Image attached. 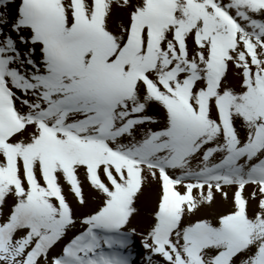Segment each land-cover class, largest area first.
Returning <instances> with one entry per match:
<instances>
[{
    "label": "snow or ice",
    "instance_id": "snow-or-ice-1",
    "mask_svg": "<svg viewBox=\"0 0 264 264\" xmlns=\"http://www.w3.org/2000/svg\"><path fill=\"white\" fill-rule=\"evenodd\" d=\"M137 256L264 264V0H0V264Z\"/></svg>",
    "mask_w": 264,
    "mask_h": 264
},
{
    "label": "rangeland",
    "instance_id": "rangeland-1",
    "mask_svg": "<svg viewBox=\"0 0 264 264\" xmlns=\"http://www.w3.org/2000/svg\"><path fill=\"white\" fill-rule=\"evenodd\" d=\"M230 79L233 81V83H235V76H231ZM156 199V189L153 186L152 189L148 190V192H146L145 197L142 199V204H141V209L144 210V212L150 213L153 205H154V201ZM228 207V205H223V206H215L213 210L210 211H224L226 208ZM251 211V208H250ZM138 251L142 254L143 250L142 249H138ZM137 264H140V260H141V256H137Z\"/></svg>",
    "mask_w": 264,
    "mask_h": 264
},
{
    "label": "bare ground",
    "instance_id": "bare-ground-1",
    "mask_svg": "<svg viewBox=\"0 0 264 264\" xmlns=\"http://www.w3.org/2000/svg\"><path fill=\"white\" fill-rule=\"evenodd\" d=\"M230 77H231V76H230ZM85 190L87 191V187H86V189H85ZM148 214H149V213H147V212H144V210H142V209H141V215H142V218H143V217H147V216H148Z\"/></svg>",
    "mask_w": 264,
    "mask_h": 264
}]
</instances>
